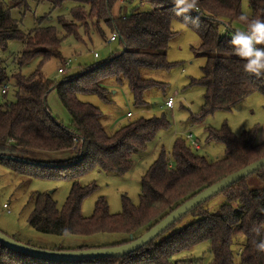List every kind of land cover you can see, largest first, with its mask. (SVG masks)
I'll list each match as a JSON object with an SVG mask.
<instances>
[{
	"label": "trees",
	"instance_id": "16d2710c",
	"mask_svg": "<svg viewBox=\"0 0 264 264\" xmlns=\"http://www.w3.org/2000/svg\"><path fill=\"white\" fill-rule=\"evenodd\" d=\"M28 1L12 0V5L8 6L0 0V53L9 42H21L23 51L12 60L19 69L38 55L45 60L59 57L62 43L53 27L37 26L24 33L11 18L9 10L14 7L24 11ZM42 1L48 2L52 8L66 1L74 4L70 18L58 20L66 35L77 37L78 30L83 29L86 34L95 30L103 38L104 27L111 30L112 35H117L121 50L100 65L83 69L76 75L64 76V80L57 84L45 78L38 69L28 77H21L18 73L9 77L5 61L0 58V165L27 177L44 179L57 176L72 181V189L62 209H57L50 194L35 195L28 224L36 232L59 237L121 234L125 238L117 243L81 246L74 250L120 246L130 241V235L133 239L139 238L182 203L219 180L264 158V143L254 144L252 132L233 136L226 125L217 132H209L207 138L209 142L224 146V158L221 160L208 161L184 141L176 140L170 155L161 151L142 176L138 206L123 198L122 212L111 215L108 205L100 199L92 216L84 218L82 201L94 189L79 187V176L94 168L104 173L125 175L133 166L134 156L144 153L160 132L169 129L170 123L163 115L139 118L109 133L102 124L99 108L81 101L79 96L92 94L109 103V90L105 83L114 79L116 86H127L135 106L145 107L144 94L164 85L145 79L141 71L145 68L153 71L172 68L166 53L177 34L172 29L173 22L195 32L199 45L191 51L205 57L201 78L191 81L192 85H200L204 89L203 104L199 116L191 118L193 123L217 111L228 112L252 93L264 95V77L257 78L245 72V61L235 55L230 43L236 31L231 25L241 27V30L245 27L239 19L244 15L241 0H199L198 10L189 13L200 17L198 26L185 21L183 16H176L172 0ZM133 1L147 3L149 10L135 9L122 14L120 8L118 14L112 16L116 4ZM247 1L252 8L249 17L264 20V0ZM10 83L15 90L13 101L6 99ZM4 86L8 89L2 94ZM51 91H56L60 103L67 110L69 127L53 119L47 109L46 97ZM68 150L75 153L74 157L60 162L35 163L29 160L41 151ZM218 195L225 199L219 210L210 212L206 207L207 201L149 245L123 258L55 262L26 256L0 244V264H177L173 259L175 254L200 242L208 243L212 255L210 264H233L232 245L236 235L244 236L245 241L238 252L241 263L264 264V251L256 247V243L264 239V168ZM187 217L192 221L177 228ZM254 229H259V235Z\"/></svg>",
	"mask_w": 264,
	"mask_h": 264
},
{
	"label": "rangeland",
	"instance_id": "374dc122",
	"mask_svg": "<svg viewBox=\"0 0 264 264\" xmlns=\"http://www.w3.org/2000/svg\"><path fill=\"white\" fill-rule=\"evenodd\" d=\"M8 6L12 0H3ZM74 4L70 1L63 2L60 6H52L42 0H30L27 2L26 10L11 8L10 16L15 20L24 33L31 32L35 27H53L58 37L62 40L59 57L49 60L43 59L41 55L34 57L30 63L20 69L12 62L13 56L23 51L21 42L11 41L5 50L0 53V58L5 61L7 74L18 73L21 77L32 75L37 69L42 75L57 84L64 80V76L76 75L83 69L100 65L107 61L112 55L121 50L116 42L108 43L111 30L102 27L104 37L95 30L79 29L78 36L66 35L58 24L59 18L68 20L70 11ZM121 8L122 14H128L131 10L147 11V3L133 1L118 3L115 5L112 16L118 14ZM251 9L247 0H241V11L246 16H251ZM233 30H241V27L231 25ZM172 29L176 37L170 42L166 53L167 62L172 68L168 71H153L142 69L141 74L146 78L162 83L164 86L152 89L144 94L145 107L135 106L131 93L125 84L115 85L114 79H109L105 87L109 90V103H104L96 95H81L80 100L90 103L99 108L102 113V124L109 133L114 132L134 119H150L165 116L170 123L169 129L160 132L159 135L148 145L146 151L135 155L133 166L125 175H113L104 173L97 168L87 171L79 176L77 182L79 187L93 188L82 201L81 214L84 218L92 216L96 203L103 199L111 215L122 212V200L126 198L133 206H138L140 199V183L142 176L156 161L161 151L170 155L176 140H182L190 145L189 135L192 141H197L200 146L195 153L204 156L208 161H217L224 158L225 149L221 144L207 141L209 132H217L226 125L233 136H239L244 132L254 134V144L264 143V95L255 92L241 101H238L228 112L217 111L206 116L200 122L193 123L191 118L199 116L203 104L204 89L200 85H192V80H198L202 76L201 68L205 64V57L195 55L191 48L199 45V39L195 32L181 25L179 22L172 23ZM94 54L97 57H94ZM65 62L70 66L64 74H59L58 69L64 67ZM14 87L9 85L6 99L14 100ZM174 98L172 109L163 107L165 100ZM46 106L53 119L62 125L69 127L70 117L67 110L60 103L56 91H51L46 97ZM132 117L127 118L126 114ZM80 148H77V151ZM75 153L71 150L64 152L41 151L29 158L35 163L60 162L64 159L73 158ZM170 161V156H168ZM28 159V158H27ZM50 172V171H49ZM252 180V179H251ZM70 179L58 178H33L14 173L0 165V232L22 244L46 249L64 251L74 250L81 246L98 247L110 245L124 239L121 234H97L94 236H54L43 235L36 232L28 224V218L34 208L33 199L36 194L48 193L56 203L57 209H62L70 190L72 189ZM225 202L222 195H217L209 200L206 207L210 212ZM7 208H3V206ZM190 217L185 218L177 228L190 223ZM244 241V236L236 235L232 245L233 264H243L238 252ZM177 264H210L212 255L208 250L207 242L195 244L191 249L182 251L173 256Z\"/></svg>",
	"mask_w": 264,
	"mask_h": 264
},
{
	"label": "water",
	"instance_id": "95a60500",
	"mask_svg": "<svg viewBox=\"0 0 264 264\" xmlns=\"http://www.w3.org/2000/svg\"><path fill=\"white\" fill-rule=\"evenodd\" d=\"M264 168V158L253 162L252 164L232 173L219 180L212 186L206 188L196 196L182 203L177 209L169 213L164 219L159 221L155 226L143 233L139 238L133 239L130 235L129 242L116 247L94 248L87 250H46L38 249L27 244H22L0 232V244L10 250L30 256L37 259L49 260L55 262H77L93 259H113L123 258V256L140 251L141 248L149 245L163 234L168 228L173 226L177 221L186 216L196 207L206 203L213 197L220 194L226 188L233 184L253 175Z\"/></svg>",
	"mask_w": 264,
	"mask_h": 264
},
{
	"label": "clouds",
	"instance_id": "9594fccd",
	"mask_svg": "<svg viewBox=\"0 0 264 264\" xmlns=\"http://www.w3.org/2000/svg\"><path fill=\"white\" fill-rule=\"evenodd\" d=\"M172 3L176 16H183L185 21L198 26L200 17H193L189 13L198 10L199 0H172ZM239 19L245 27L233 32L230 43L235 55L245 61L244 71L262 78L264 77V20L246 15H242ZM254 231L259 235V229ZM256 247L264 251V239L256 243Z\"/></svg>",
	"mask_w": 264,
	"mask_h": 264
},
{
	"label": "built area",
	"instance_id": "2783aa9c",
	"mask_svg": "<svg viewBox=\"0 0 264 264\" xmlns=\"http://www.w3.org/2000/svg\"><path fill=\"white\" fill-rule=\"evenodd\" d=\"M225 26H226V24H224ZM117 40V35L116 34H113V35H111V37L109 38V41H108V43H112V42H115ZM94 57L96 58L97 57V55L96 54H94ZM66 64H64V67H62V68H59L58 69V73L59 74H64L66 71H67V69H68V67L70 66V62L68 63V62H65ZM8 89V87L7 86H4L3 87V89H2V91L1 92H3L2 94H4L5 92H6V90ZM173 99L174 98H168L167 100H165V102H164V104H163V107L164 108H166V109H172L173 108V105H174V101H173ZM127 118L129 117H131L132 115L130 114V113H128L127 115ZM187 139H189L190 140V147L191 148H193L194 150H198L199 149V145H198V142L197 141H192V137H191V135H189L188 137H187ZM3 208H7L5 205L3 206Z\"/></svg>",
	"mask_w": 264,
	"mask_h": 264
}]
</instances>
